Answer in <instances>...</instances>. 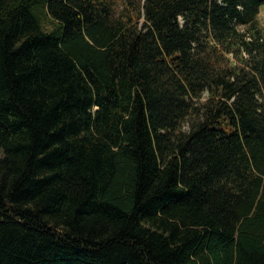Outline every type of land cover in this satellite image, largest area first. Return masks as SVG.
<instances>
[{"label":"trees","instance_id":"trees-1","mask_svg":"<svg viewBox=\"0 0 264 264\" xmlns=\"http://www.w3.org/2000/svg\"><path fill=\"white\" fill-rule=\"evenodd\" d=\"M263 4L0 0V264H264Z\"/></svg>","mask_w":264,"mask_h":264},{"label":"rangeland","instance_id":"rangeland-1","mask_svg":"<svg viewBox=\"0 0 264 264\" xmlns=\"http://www.w3.org/2000/svg\"><path fill=\"white\" fill-rule=\"evenodd\" d=\"M259 21L262 24V26L264 27V4L262 5L260 13H259ZM2 154H3V150L0 147V155H2Z\"/></svg>","mask_w":264,"mask_h":264}]
</instances>
